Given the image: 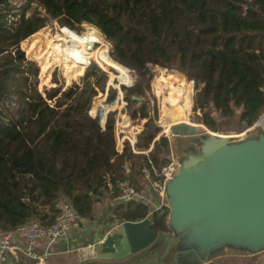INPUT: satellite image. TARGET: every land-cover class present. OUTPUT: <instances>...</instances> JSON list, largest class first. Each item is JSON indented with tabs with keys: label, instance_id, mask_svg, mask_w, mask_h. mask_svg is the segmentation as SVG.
<instances>
[{
	"label": "trees",
	"instance_id": "1",
	"mask_svg": "<svg viewBox=\"0 0 264 264\" xmlns=\"http://www.w3.org/2000/svg\"><path fill=\"white\" fill-rule=\"evenodd\" d=\"M52 20L77 32L74 26L84 23L101 31L111 49L110 61L98 58L102 67L111 75L117 70L125 84L130 70L137 76L128 104L149 91L154 67L180 71L162 69L153 82L162 132L195 115L192 81L202 123L195 115L194 125L216 132L219 120L236 118L247 129L264 113V0H0V231L29 220L50 224L60 195L80 219H89L100 190L111 199L122 181L139 188L148 158L157 167L169 161L167 140L157 137L160 129L145 107L140 118L148 120L133 147L148 155L134 152L127 139L115 152L116 110L103 120L89 114L98 91L107 93L106 104L118 93L94 60L73 86L37 91L38 67L20 44ZM176 96L184 116L171 113ZM148 211L140 202L116 205L99 223L138 221ZM168 212L149 216L157 233L169 231Z\"/></svg>",
	"mask_w": 264,
	"mask_h": 264
},
{
	"label": "water",
	"instance_id": "2",
	"mask_svg": "<svg viewBox=\"0 0 264 264\" xmlns=\"http://www.w3.org/2000/svg\"><path fill=\"white\" fill-rule=\"evenodd\" d=\"M100 36L101 31L93 27ZM140 100L132 96V101ZM256 137L231 141L208 130L198 152L180 162L178 172L166 184L168 232L157 233L151 220L123 221L102 233L96 229L84 243L90 258L122 262L150 244L179 242L171 264H206L223 247L251 253L264 250V125ZM157 128L162 129L161 123ZM198 126L186 122L170 126L172 136L198 134ZM172 155L168 156V160ZM127 168V166H126ZM102 195L98 192L97 201ZM93 196V195H91ZM97 235L98 241L93 236ZM153 250L148 252L152 255ZM144 264H164L162 257Z\"/></svg>",
	"mask_w": 264,
	"mask_h": 264
},
{
	"label": "rangeland",
	"instance_id": "3",
	"mask_svg": "<svg viewBox=\"0 0 264 264\" xmlns=\"http://www.w3.org/2000/svg\"><path fill=\"white\" fill-rule=\"evenodd\" d=\"M74 27H76L78 30V32L75 31L76 34L79 35L80 33L82 35H80L81 37H78L75 34L66 32L70 40H77V41L86 40L89 43H92L95 40L99 41V43L93 46L92 48L95 50L96 55H98V58H100L102 62L107 63L108 61H110L107 57V52L109 50L111 52V49L108 46V44H106L105 40H103L104 39L103 36H100L98 33H93L92 35H88V32L91 30L90 28H93V26L84 23L81 25H75ZM62 33L63 32L61 31V26L55 20H52V21H49L45 27H42L38 32L30 36L29 38H27L20 44L27 58L34 60L38 67L39 72L34 82V86L38 92L39 91L46 92L48 89H51V88L56 89L59 86H61V84L63 85L64 88L73 86L74 83L80 80V78L84 75V72L86 71V69L78 68L75 64L74 65L73 64L58 65L59 62H61L60 64L64 63V61L67 58L66 53L62 55L63 56L62 58H58L57 57L58 55L56 56L59 50V49H56L58 40L59 38L64 37ZM82 36H85V37H82ZM68 42H69L68 39L64 38L63 43L66 44ZM85 49L86 48H84V50ZM96 55H94L89 60L88 68H90L92 64V60H94L98 65H100V62H98L99 60L97 59ZM54 63L57 68L54 67ZM162 69H165V68H161V67L153 68L152 76L149 81V86H150L149 91L145 95H140L139 96L140 100L134 101L136 102L135 104H128L127 99L129 95V88H130L129 84H123L120 82V79L117 77V70H113L112 71L113 75H111L109 71L103 68L102 70H104L108 75V79H106V85L109 87L116 88L118 92L117 97L111 104H106L104 102V99L107 93L105 92L103 94L102 92L98 91V95L94 97L92 101V105L90 108V110L92 111L91 113L94 116H96L99 113L103 120L108 110L115 109L116 112L114 114V117L116 121V115L118 114L117 108H119L120 103H121L120 98L118 97V94L119 92H121L123 95V101L127 102V105L125 106V109H124L125 114H126V120L124 121L123 126H122L123 129L125 130L126 135L132 136L136 133L137 134L140 133L143 130L144 124L148 119L140 118L142 107H145V110L147 111L148 116L153 119V123L157 127V124L159 123V119H158V114H157L156 97L153 92V82L156 76L160 73ZM165 70H167L168 72L180 73V71L176 69H165ZM127 75L128 74L126 72V76ZM136 77H137L136 74L131 71L130 78H131L132 83L135 82ZM90 78L93 79L92 77ZM122 85L124 88H122ZM192 89H193V95H192L191 109L193 110L194 114L198 117L199 124H202L200 121L201 112L199 110L195 111L193 109V99H194V94H195L193 81H192ZM178 99L179 97L176 96L175 99L173 100V104H172L173 109L171 113L172 115H175V116L176 115L180 116V114L184 116L182 110L179 108V105L176 102ZM134 102L132 101V103ZM9 106L12 108H15L16 102H13V101L10 102ZM133 112L136 113L135 119L130 118V114ZM195 115L194 116L192 115L190 117L191 120H188L185 118L186 121L193 125L196 124L193 121L195 118ZM197 129H198V134L190 135V136H181V137L170 135V132H168V130L166 131L167 133L166 132L164 133L162 132V129H160L157 137H165L167 140V149H166V152H164V155L174 156L176 161L179 162L180 164L183 158H188L191 153L198 152L202 139L205 136H207L209 133L206 127L198 126ZM262 129H263L262 126L254 125V127L252 126L251 129L247 130L244 135L243 133L239 134L246 129H244L238 124V121L236 118H233L231 120H224V119L219 120L218 130L214 133H216L217 135H228L231 138H233L231 139V141H239V140H244V139L251 138V137H256L258 133L262 131ZM210 132H213V131H210ZM111 204H112V201L111 203L110 202L105 203L103 201L102 203L99 202L98 205L102 210L106 211L111 206ZM110 226L111 224H108L106 228L103 227L102 233L106 232ZM168 235L170 238L174 237L173 233L170 232V230L168 232ZM153 244L154 243L150 244L145 249L135 254H132L131 256H129V258H127L128 259L127 261H130V262L133 261L136 264H144L150 258L155 257L159 259L162 257V261L164 264H171L173 261L175 252L179 249V242L175 241L174 243L169 244L168 241L164 240L158 245L153 246ZM150 250H153L152 255L148 254ZM248 253H251V252L242 250V249H234L231 247H223L213 252L210 255L209 259H215L218 257V259L216 260L218 261V263L219 261H223L224 264H242L241 263L242 259L239 258V256L242 254L247 255ZM75 256L78 257L79 253L78 252L75 253ZM88 260H97V259L87 257V260L85 261H88ZM53 264H71V262L68 258L65 257L63 258V260L59 261L58 263H53ZM93 264H101V263L96 262Z\"/></svg>",
	"mask_w": 264,
	"mask_h": 264
},
{
	"label": "built area",
	"instance_id": "4",
	"mask_svg": "<svg viewBox=\"0 0 264 264\" xmlns=\"http://www.w3.org/2000/svg\"><path fill=\"white\" fill-rule=\"evenodd\" d=\"M99 67L103 69L101 64ZM132 85L133 83L131 81L129 86L131 87ZM118 97L121 103L119 108H117L118 114L116 115L115 121L114 130L116 141L114 149L116 153H121L124 140H129L133 147L137 133L132 136L125 134V130L122 126L126 120L124 109L127 102L123 101L121 92H119ZM91 112L92 111L89 110V114L95 117ZM263 115L264 113L261 116ZM262 124L264 125V117L262 119ZM254 125L260 124L256 121ZM251 127L239 134H245ZM230 139L233 138L230 137ZM133 151L139 152L136 151L134 147ZM148 151L149 150L140 152L148 155ZM179 165V162L176 161L174 156L160 167L155 166L153 161L148 158L147 164L144 165L140 171L142 186L136 188L128 180L120 182L119 192L112 199L111 205H126L133 201L140 202L149 207L148 214L145 217L149 218L153 213H158L159 215L164 214L168 209L165 191L166 184L178 172ZM107 186L111 187V184L107 183ZM80 220V217L72 208L68 199L63 195L58 196L55 200L54 220L50 224L43 225L37 220H29L12 229L0 231V264H13L12 259L19 254L39 264L44 263L47 258L53 254V246L66 237L69 231L78 227Z\"/></svg>",
	"mask_w": 264,
	"mask_h": 264
},
{
	"label": "crops",
	"instance_id": "5",
	"mask_svg": "<svg viewBox=\"0 0 264 264\" xmlns=\"http://www.w3.org/2000/svg\"><path fill=\"white\" fill-rule=\"evenodd\" d=\"M127 171L129 170L128 167L126 168ZM115 197V196H114ZM113 197V198H114ZM113 198H109L108 196L100 197L101 203L104 201L105 203L112 201ZM99 204V203H98ZM96 205L95 213L93 216H91L89 219H81L78 227L75 229H72L68 232L67 236L58 241L53 246V254L47 258V260L42 264H53L58 263L59 261L63 260V258H68L71 262V264H81L83 261L87 260V257L90 258V255L93 254L91 246L85 247L84 243L90 239L91 233H93L96 229H101V232H103V227H107L108 223L105 225H100L99 218L101 215L106 213L108 215V210L104 211L102 210L99 205ZM114 206H110L109 208H112ZM108 208V209H109ZM112 227V225L107 229ZM106 231V232H107ZM105 233V232H104ZM95 241H98L97 235L93 236ZM81 250V251H80ZM79 253V256L76 257L75 253ZM86 253L87 255H84ZM239 258L242 259V264H247L249 262L252 263H258V264H264V250L256 253H248L247 255L242 254L239 256ZM12 259V258H11ZM218 259H209V263L213 264H224L223 261H216ZM128 259L122 261V262H105V261H97V263L101 264H136L135 262L127 261ZM13 264H39L33 260L27 259L23 257L21 254H19L17 257L12 259Z\"/></svg>",
	"mask_w": 264,
	"mask_h": 264
},
{
	"label": "bare ground",
	"instance_id": "6",
	"mask_svg": "<svg viewBox=\"0 0 264 264\" xmlns=\"http://www.w3.org/2000/svg\"><path fill=\"white\" fill-rule=\"evenodd\" d=\"M91 30L88 32V35H92L93 33H97L95 30H93V28H90ZM61 31L63 32V38H59L58 40V44L56 46V49H59L56 56L58 58H62L63 54H67V58L64 63L60 64L61 62L58 63V65H63V64H75L78 68L80 69H87L88 68V64H89V60L96 55L95 50L92 48L93 46H95L96 43H99V41H93L92 43L87 42L86 40H82V41H77V40H70L69 36L66 34V32L68 33H72V34H76L75 31L67 28V27H62L61 26ZM75 32V33H74ZM84 34V33H83ZM82 34L79 33L78 36H80ZM98 35V34H96ZM81 37V36H80ZM85 37V36H82ZM68 39V43H63V40ZM104 40V39H103ZM80 47V49H79ZM73 48V49H71ZM84 48H86L84 50ZM109 49V47H108ZM70 50V51H69ZM103 53V52H101ZM97 59H98V55ZM57 63V62H56ZM113 70L111 69V72ZM127 71V70H126ZM128 72V71H127ZM129 75V73H127ZM127 81H124L123 84H125ZM122 83V82H121ZM177 122H173L170 125H168V127L166 128V130H170V126L173 124H176ZM138 130V129H137ZM244 135V134H243ZM227 137H230L228 135H226ZM81 251V250H80ZM84 255H87L86 253H84Z\"/></svg>",
	"mask_w": 264,
	"mask_h": 264
},
{
	"label": "flooded vegetation",
	"instance_id": "7",
	"mask_svg": "<svg viewBox=\"0 0 264 264\" xmlns=\"http://www.w3.org/2000/svg\"><path fill=\"white\" fill-rule=\"evenodd\" d=\"M115 262V261H114Z\"/></svg>",
	"mask_w": 264,
	"mask_h": 264
}]
</instances>
